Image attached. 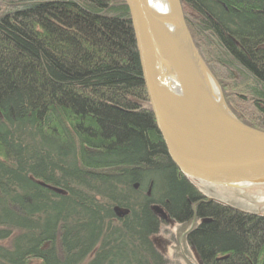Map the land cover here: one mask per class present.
<instances>
[{"label":"trees","instance_id":"1","mask_svg":"<svg viewBox=\"0 0 264 264\" xmlns=\"http://www.w3.org/2000/svg\"><path fill=\"white\" fill-rule=\"evenodd\" d=\"M181 3L197 52L239 96L230 110L264 132V0ZM128 12L0 0V264H167L171 224L200 264H264V214L208 198L168 159Z\"/></svg>","mask_w":264,"mask_h":264},{"label":"water","instance_id":"2","mask_svg":"<svg viewBox=\"0 0 264 264\" xmlns=\"http://www.w3.org/2000/svg\"><path fill=\"white\" fill-rule=\"evenodd\" d=\"M124 2L143 86L168 159L183 176L202 184L231 189L264 186V132L241 123L226 106L197 52L181 0H174L168 16L151 12L147 0ZM160 22L178 29L184 50L172 34L156 30ZM209 81L215 93L209 90ZM153 210L168 220L162 209Z\"/></svg>","mask_w":264,"mask_h":264},{"label":"rangeland","instance_id":"3","mask_svg":"<svg viewBox=\"0 0 264 264\" xmlns=\"http://www.w3.org/2000/svg\"><path fill=\"white\" fill-rule=\"evenodd\" d=\"M182 9L184 13L183 15H185V13H187V10L183 7V5ZM223 78L224 80L226 79L225 76H223ZM215 80L217 81V79ZM217 83L219 85L223 100L228 109L230 110L231 108L237 110V107L240 104L239 96L238 94H236V91L230 90V88H226L224 90L218 81ZM227 83L229 82L227 81ZM203 189L206 191L205 193L208 198L232 206V208L234 207L246 212H252L256 214H264V186H251L247 188L242 187L239 189H231L204 184ZM180 233L181 232L179 227L174 224L162 227V230L158 236L159 241L157 242L158 247H160L161 249V254H163V256L165 257L166 263L200 264L198 263L199 260L195 256V253H193L192 249L188 246V244H185L183 243V241H181L182 236L178 237L180 236ZM31 264L38 263L34 261L31 262Z\"/></svg>","mask_w":264,"mask_h":264},{"label":"bare ground","instance_id":"4","mask_svg":"<svg viewBox=\"0 0 264 264\" xmlns=\"http://www.w3.org/2000/svg\"><path fill=\"white\" fill-rule=\"evenodd\" d=\"M149 8L151 9V12H153L157 16H168L172 10H174V0H147ZM157 31H165L168 34H172L173 40L177 39V44L179 47L184 50L186 48L185 43L183 42L180 34L177 32L178 29L175 28V26L172 23H159L156 25ZM209 86V90L213 91V93L216 92V88L213 85L212 81L207 82ZM211 91V92H212ZM245 188V187H244Z\"/></svg>","mask_w":264,"mask_h":264},{"label":"flooded vegetation","instance_id":"5","mask_svg":"<svg viewBox=\"0 0 264 264\" xmlns=\"http://www.w3.org/2000/svg\"><path fill=\"white\" fill-rule=\"evenodd\" d=\"M193 224H194V223H192V225L190 226L191 228L193 227ZM195 254H196V253H195ZM195 256L197 257V255H195ZM197 259H198V257H197Z\"/></svg>","mask_w":264,"mask_h":264}]
</instances>
